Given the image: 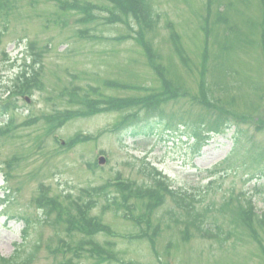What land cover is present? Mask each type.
Wrapping results in <instances>:
<instances>
[{"label":"rangeland","instance_id":"1","mask_svg":"<svg viewBox=\"0 0 264 264\" xmlns=\"http://www.w3.org/2000/svg\"><path fill=\"white\" fill-rule=\"evenodd\" d=\"M73 3L98 19L83 25ZM144 3L154 32L142 29L167 87L144 47L129 38L139 26L108 22V0L5 1L0 264H264V229L256 222L253 233L236 228L229 211L219 212L231 201L230 208L253 207L264 217V0ZM156 95L138 113L137 101H129ZM222 110L241 119L225 134L210 133L203 121ZM142 117L169 127L136 138L112 133ZM77 138L86 139L61 147ZM152 168L156 175L143 173ZM128 182L135 193L118 187ZM147 186L164 200L143 198ZM185 194L207 215L204 229L220 226L225 245L202 237L175 205ZM84 213L94 226L98 221L97 232L73 228ZM92 245L103 256L90 253Z\"/></svg>","mask_w":264,"mask_h":264},{"label":"trees","instance_id":"2","mask_svg":"<svg viewBox=\"0 0 264 264\" xmlns=\"http://www.w3.org/2000/svg\"><path fill=\"white\" fill-rule=\"evenodd\" d=\"M5 1L6 0H0V14L2 13V11H4L7 6L5 5ZM59 1V0H58ZM109 1V5H111L109 7V18H108V22H112V20H116L122 24H124L125 26H127V28H129L130 30L134 29V26H132L131 24L135 23L136 26L138 25L140 28V31H137V33L135 32V36L129 37L130 39H134L137 44L140 47H144L145 53L147 55V57L150 58L151 60V67L153 68V70H156V74L159 78H161L163 85L165 87H167V78H165V70L163 67L158 66L156 63H153L152 61V48L150 46V43L148 40H146L145 37H147L146 33L144 32V30L142 29V23L144 25H146L147 30H150L151 32H154L153 30V17L151 16V14L148 13V9H147V5L144 3V0H108ZM76 10L78 9L79 11H81V13L85 16H82V18H85V22L83 25H87L90 22H95L96 19H98V17L94 16V12L91 10L90 7H82V5L80 4H76L73 3L72 5ZM141 7V8H140ZM71 10V9H69ZM108 15V14H107ZM127 16L129 18H132L133 20H126V21H122L123 17ZM221 20V19H220ZM153 34V33H152ZM94 38V37H91ZM179 42L178 40H176V38H173V51L175 56H177L180 60V62L182 63L183 66L188 65V59L186 56H184V53L181 49V46L178 45ZM118 86V85H116ZM157 95L156 96H150L148 98H135V99H131L129 101L135 100L137 101L135 104H137V106L139 107L138 112L143 111L144 109H149L150 107V103L149 100H156ZM141 99V100H139ZM153 104H156V102H153ZM204 106L208 109L209 112H211V110L213 109V104L210 102H208L207 100L204 101ZM133 104H131L132 106ZM15 110V109H14ZM215 109H213L214 111ZM231 111L229 110H222L221 112L217 113V115L215 114V117L212 119H209L208 121H203L205 123V126H209V129H211V131H209L210 133L212 131L218 133V134H225L227 131L231 130L232 127H235V124L231 123L232 120H239L241 119L240 117L231 115L230 113ZM72 115H74L75 113H71ZM7 118L8 117V110H4V107L0 104V119L2 118ZM130 117H135V115L131 114L129 116L126 117V119L130 118ZM230 117H233L232 119ZM73 118V117H71ZM70 118V119H71ZM9 119V117H8ZM133 123L129 124V122H127L125 124V126L123 127H119L117 129H115L114 134L118 135L120 138L119 139H123L128 136L130 137H134L136 138L137 136L140 135H152L154 134L155 130L160 127L161 125H164L165 128L169 127V123H167L168 121H162V118L157 117V118H149V117H142V118H136V120H131ZM8 123V122H7ZM0 124V127L4 125ZM11 123L7 124L8 126ZM264 128V126H262ZM117 128V127H115ZM236 128V127H235ZM2 128H0L1 130ZM3 131V130H2ZM2 131L0 132V136H2ZM237 131V130H236ZM126 136V137H122V136ZM197 136V134H196ZM86 138H77L76 140L72 141V142H68L66 144H62L61 147H66L67 149H73L74 147H76L77 144H80L83 142V140ZM144 174L147 175H156L158 173V170L156 168H152V171H143ZM121 181V180H119ZM129 183V182H128ZM118 187H123V190H125V192L127 194L130 193H135L134 188L132 187V184H126V186H118ZM103 190H106V187H103ZM141 195H144L143 198H147V200H154L157 197L162 198L161 200H164V196L161 193V191L156 190L154 188H152V186H147V187H141ZM144 190H148V191H144ZM95 192V190H92ZM151 191H153L152 193H150ZM167 191V190H166ZM117 193H123L120 190H117ZM106 199L108 198V202L112 205H117L118 199L117 198H109L107 197V193H105ZM188 200H187V198ZM196 197H192L189 195H184L182 197H180V199H177L175 201V205L182 211V212H186L187 213V217L192 219V225L193 227H196L197 231H199L202 234V237H206L208 239H215L219 242L220 246L221 245H225V243L227 242V239L225 236H222V232H221V228L220 226H213L209 227V228H205L203 227V225H205V223H207V215H204L202 212H199L197 210V208H195L196 206L194 205L195 203H197V200L195 199ZM8 200H2V202H6ZM236 201H238V199H236ZM1 204V203H0ZM4 204V203H2ZM160 203H158L159 205ZM231 201L225 203V205L220 209L219 212H224L225 213V209L226 211H229V213L231 214V218H230V222L231 225H234L236 228L240 227V228H244L247 231H251V233H253V226L251 224V222H256L257 224L260 225V227L262 229H264V217L262 218L259 215H255L254 212V208L253 207H249L247 208V210L244 209H239V208H230L231 206ZM229 207V208H227ZM152 209V207H149L148 210ZM119 208L117 209V211L115 210V213L118 215V213L120 211ZM237 210V211H236ZM236 211V212H235ZM129 214V213H128ZM127 213H125V215L129 218L130 214L128 215ZM25 221V224L27 226V221L26 219L23 217L22 218ZM77 219V220H76ZM75 223H73V228L79 232H84V233H95L97 232V230L99 229V224L97 221V226H94L93 222L91 220H88L87 218V214L84 213V215H77L75 218ZM177 223H179V220H176ZM146 224L147 226H150L149 223H143ZM214 227V228H213ZM91 229V230H89ZM215 230H217L215 232ZM241 235V234H240ZM253 235V234H252ZM253 237L255 238V235H253ZM142 238H147V235L145 233L141 234V236L138 239H142ZM90 253L94 252L97 254H100L99 256H103V252H101L100 250L97 249V247H93L89 250ZM93 254V253H92ZM6 264H9L6 263Z\"/></svg>","mask_w":264,"mask_h":264}]
</instances>
